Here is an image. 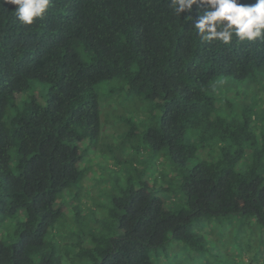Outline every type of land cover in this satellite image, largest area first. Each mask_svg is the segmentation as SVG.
I'll return each instance as SVG.
<instances>
[{
  "label": "trees",
  "instance_id": "trees-1",
  "mask_svg": "<svg viewBox=\"0 0 264 264\" xmlns=\"http://www.w3.org/2000/svg\"><path fill=\"white\" fill-rule=\"evenodd\" d=\"M15 7L0 0V264H207L193 222L264 227V43L202 42L203 9L180 16L170 0H52L32 25ZM113 80L109 132L95 90ZM33 81L49 85L45 100L21 103ZM128 95L150 118H123ZM107 136L122 157H109ZM96 155L104 176L84 199ZM177 191L172 209L163 198ZM62 218L73 222L64 232ZM178 248L184 260L169 257ZM256 251L262 263H246H264Z\"/></svg>",
  "mask_w": 264,
  "mask_h": 264
},
{
  "label": "rangeland",
  "instance_id": "rangeland-1",
  "mask_svg": "<svg viewBox=\"0 0 264 264\" xmlns=\"http://www.w3.org/2000/svg\"><path fill=\"white\" fill-rule=\"evenodd\" d=\"M119 81L121 80L104 82L100 84L95 90L97 97L99 99V103L102 104L100 109L102 128L109 127L108 129L109 132L118 125V121L115 118L116 117L115 114L112 113L111 114L106 113V115L109 116V119H106L104 117V113L106 112L107 109L105 110L103 104L109 101L108 98L110 97L109 93L111 92V90L114 87L119 88V85L121 84ZM48 86H49L48 84H42L39 83L38 81L31 82L30 88L27 91H25L24 95L21 96V103H24L26 100L34 96H37L44 101L46 98V94L48 92ZM222 88L223 86L220 87V90ZM248 93L252 94L251 90H247V91L245 90V96H247ZM125 98H126L125 101L126 105L124 107V113H123L124 119L129 118L131 120L133 119L139 122L143 118L145 120L150 118V114H148L147 112L149 111L148 107L142 106L140 99L134 98V96H129V95L125 96ZM111 119L114 121L109 122V120ZM115 130L118 131L116 133H122L119 128H115ZM107 134L111 135L110 133ZM104 137L106 136H103V138ZM108 139L110 146H113L114 148V152L109 154V157H111L112 159L113 157H117V158L122 157L123 155L120 153V150L118 146H116L117 144L113 140V138L108 137ZM106 140L107 138L104 139V141ZM120 140L121 138L119 139V141ZM139 142H140V146L147 148V145L142 141V138L140 139ZM128 146L129 145H125V147ZM146 148H142V150L148 152ZM165 160L166 159H163V172L167 171L166 169L167 167H165L167 165ZM85 163L90 167L89 174L91 175V178L90 175L89 176L87 175V179L83 183L84 189H83L82 198L84 199L85 197H87V195H89L90 193L89 190L91 191L93 190L92 189L93 181H95L100 174L101 177L104 176V171L102 170L103 169L102 164L100 163V158H98V155H96L92 159V161L86 160ZM115 163L116 162L114 161L113 165H111L110 161H107L105 159L103 163V167L113 168L114 170H117L118 168L114 166ZM158 165H157L158 168H156V172L154 175L156 174L158 175L159 171L162 170L161 169L162 165L160 161H158ZM114 173L115 172L112 171L111 169L110 174L114 175ZM105 182L106 179L105 178L102 179L101 183L105 184ZM102 186L103 185H101L99 188H102ZM93 196L96 197V194H93ZM163 199H165V201H168L167 205L172 209L179 208L180 206H182V203L184 202V198L182 194L179 193L178 191L176 192L174 197L171 196L169 199H166V197H164ZM99 200H104V197L98 196L96 201L98 202ZM58 222L63 224V226H61L60 228L61 232L66 231V228H69L73 224L72 221L67 222L63 218ZM190 233L193 235L194 239L198 240L200 244L204 247V254H206V256H202L201 261L205 259V263L207 264H253V263H246L251 259L259 260L260 263H262L261 261L263 260V258L259 256L256 250L260 248L261 250L264 251V227H262L253 218L249 219L245 216L221 217L213 220L209 227H207V223L205 221H195L192 223V228ZM48 238L49 240L60 242L63 237H61L60 233L56 234V231H51L49 229ZM168 253L170 258L177 255V259L180 260L181 259L184 260V258L182 257L187 255L186 249L184 248L181 249L178 248L177 251H168ZM70 254L71 253H69V255ZM226 260L228 262H226ZM229 262H233V263H229Z\"/></svg>",
  "mask_w": 264,
  "mask_h": 264
},
{
  "label": "clouds",
  "instance_id": "clouds-1",
  "mask_svg": "<svg viewBox=\"0 0 264 264\" xmlns=\"http://www.w3.org/2000/svg\"><path fill=\"white\" fill-rule=\"evenodd\" d=\"M15 5L16 19L22 25L42 20L52 6V0H2ZM198 9L194 30L202 42L219 41L229 45L233 37L240 42L264 43V0L243 4L240 0H170V7L180 15ZM191 20V16L186 18Z\"/></svg>",
  "mask_w": 264,
  "mask_h": 264
}]
</instances>
